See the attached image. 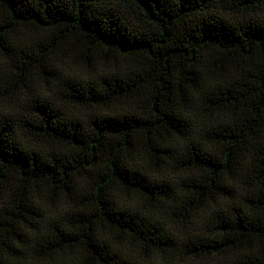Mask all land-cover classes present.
<instances>
[{
	"label": "trees",
	"instance_id": "16d2710c",
	"mask_svg": "<svg viewBox=\"0 0 264 264\" xmlns=\"http://www.w3.org/2000/svg\"><path fill=\"white\" fill-rule=\"evenodd\" d=\"M0 264H264V0H0Z\"/></svg>",
	"mask_w": 264,
	"mask_h": 264
}]
</instances>
